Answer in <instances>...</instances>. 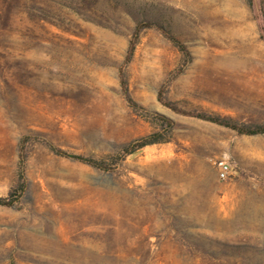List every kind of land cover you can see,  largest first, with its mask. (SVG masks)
<instances>
[{"label": "rangeland", "instance_id": "obj_1", "mask_svg": "<svg viewBox=\"0 0 264 264\" xmlns=\"http://www.w3.org/2000/svg\"><path fill=\"white\" fill-rule=\"evenodd\" d=\"M263 32L264 0H0V264H264V132L188 115L264 124Z\"/></svg>", "mask_w": 264, "mask_h": 264}, {"label": "trees", "instance_id": "obj_2", "mask_svg": "<svg viewBox=\"0 0 264 264\" xmlns=\"http://www.w3.org/2000/svg\"><path fill=\"white\" fill-rule=\"evenodd\" d=\"M145 26H147V25L146 24H140V25L136 26L135 31L133 33V36L130 39L128 49H127V54H126V59H125L126 63L130 62L132 60L135 49H136L138 42H139L140 32H141L142 28ZM168 35H169L170 39L177 46H179V48L181 50H183V51L186 50L184 44L181 43L173 34L168 33ZM262 37L264 38V32L262 33ZM119 79H120V84H121L123 93L127 97V100L134 104L135 102L129 93L128 80H127L126 72L124 69H121ZM159 97L162 101V95ZM188 115L193 116V117H197V118H200V119H203L206 121H210V122H213V123L225 126V127L235 129L237 132L242 133V134H256V133H263L264 132V124L255 125V126H251L248 124H241V123H239V122H237L231 118L221 116L219 114L207 113V112H202V111L189 112ZM159 118L162 119L170 127L172 126L171 119H169L165 115H160ZM165 141H168V140L165 138L159 137L158 133H152V134L141 137V138L131 142L130 144H128L125 147V149H126L127 153H133L136 150H138V149H140L146 145L165 142ZM53 150L59 155H66V156L72 157L76 160H80L82 162H85V163H87L91 166L97 167V168L107 167L103 164V162L98 161V160L93 159V158H90V157H83L80 155H70V154H67L65 151H63L62 149L55 148V147H53ZM21 158H22V160L25 159L24 156H21ZM11 203H12L11 200H8L7 198L0 196V205H10Z\"/></svg>", "mask_w": 264, "mask_h": 264}, {"label": "built area", "instance_id": "obj_3", "mask_svg": "<svg viewBox=\"0 0 264 264\" xmlns=\"http://www.w3.org/2000/svg\"><path fill=\"white\" fill-rule=\"evenodd\" d=\"M230 173V165L226 162H220L219 164V175L221 178H226Z\"/></svg>", "mask_w": 264, "mask_h": 264}]
</instances>
